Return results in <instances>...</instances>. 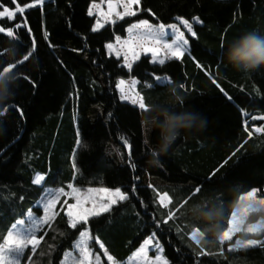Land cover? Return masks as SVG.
Masks as SVG:
<instances>
[{
	"label": "trees",
	"instance_id": "obj_1",
	"mask_svg": "<svg viewBox=\"0 0 264 264\" xmlns=\"http://www.w3.org/2000/svg\"><path fill=\"white\" fill-rule=\"evenodd\" d=\"M92 1L45 0L43 4L56 11L51 28L53 40L69 44L71 50L79 54L86 65L74 64L68 78L69 93L72 95L67 97L59 112L45 114L41 123L35 122V114L42 95L41 90L49 80L52 66L44 55L35 24L36 16L31 13V9L27 10V20L33 31L29 34L26 28L17 30V43L14 44L13 38L7 37L6 34H0V54L5 66L6 63H15L16 60L22 59V56L31 50L32 38L35 37L38 47L34 57L18 66L17 75L30 74L43 81L38 95L31 96L25 89L17 95V100L27 106L26 120L14 109L4 116L8 104L13 102L11 94L0 103L3 105L0 107V122L4 124V127L0 128V150H6L5 164L0 171V243L3 242V236L14 219L20 218L21 213L26 212L29 207L35 208L46 187H63L67 191L69 184L81 185L79 179H88L90 172L89 167L85 166L86 162L94 159L97 153L102 156L108 144L120 148L124 160L127 161L130 149L121 139L123 136L129 140L133 159L137 161L138 167L132 170L129 164L122 163L101 171L99 179L102 186L110 189L120 187L128 197L112 206L114 212L102 214L105 217L103 228L97 226V218L89 217L92 235L99 236L108 254L112 255L118 264H126L127 258L153 232H156L155 240L163 246L162 255L169 260V264H181L182 260L183 264H194L196 254L201 250L205 251L202 258L205 264H221L225 256L219 250V240L215 245L201 249L187 235L197 225L182 215V211L194 201L215 195L222 204L230 208L224 221L226 224L227 219L231 217V211L245 191L257 187L258 194L264 193V185H261L264 184L261 183L264 180V149L260 147L264 144V135L254 133L252 137L248 136V131L254 132V125L264 124V120L251 119L252 116L264 115V66L249 73H241L233 69L225 59L226 49L234 38L250 31L264 34V0H248L243 14L238 10L240 16L234 19L229 18L225 11L210 9L205 3L194 2L189 12L173 8H158L155 12L153 9L149 11L151 0H139V6L134 8L135 16H111V22L95 31L93 25L96 17L89 15ZM207 1L213 5L227 6L228 10L233 12L237 9L235 5L241 0ZM30 2L31 0H20L21 4ZM0 5L14 7L12 0H0ZM43 16L41 11L37 12V17L43 19ZM177 16H184L189 21L193 16L200 18L199 21L193 22L197 36L187 35L189 45L182 57L171 58L161 64L152 62L148 55H141L130 71L122 64L120 58L107 52L105 45L112 43L116 36L124 37L128 24L137 19L170 24L176 22ZM20 19L22 17L18 16L17 20ZM13 23L6 19L0 20V24L6 27ZM13 47L17 48L15 55L5 51ZM193 56L196 59H193ZM197 60L204 66L198 67ZM125 78L136 79V89L148 104L153 100L163 99L169 95V90L174 88L185 99L184 105H175L177 110L192 109L199 112L233 104L241 115L233 112L220 116L219 122L225 128V136L222 139L205 131L178 137L170 151L160 157V160H169L178 172L168 173L157 167H147L145 160L152 148L144 152L137 147L135 137L129 131L131 125L139 124L145 113L137 106L119 101L116 90L117 81ZM157 78L164 80L158 81ZM20 83L26 86L27 82L21 80ZM149 84L153 87H148ZM180 84L185 87L180 88ZM220 88L233 99L228 101ZM79 100L85 104L92 102L99 105L107 126L105 140L88 153L86 152L91 143L87 136L81 137V145L76 144V106ZM133 108L136 111H132ZM241 108L250 113L247 125L244 123L245 116L240 111ZM109 112L113 115L109 116ZM84 144H87V147H83ZM238 150L247 153L243 158L244 162L228 171L227 179L205 184L199 194L193 195L195 185L202 182L205 176ZM250 169L260 176L248 174L247 170ZM224 171L222 168L221 172ZM37 173L46 176V181L41 185L33 183ZM145 175L158 179L160 184L149 187L143 182ZM133 185L136 186L135 191ZM163 192H167L171 197L167 207L159 203V196ZM20 196L25 199L20 200ZM61 202L62 200H59L55 206L58 215L53 220L52 227L41 232V235L46 233L45 241L41 242L34 264H60L64 252L70 251L73 242L79 238L78 232L67 225L65 206ZM169 211L172 216L165 223ZM40 212L39 207L38 214ZM108 218L112 220L111 224H108ZM156 221H160L161 225L158 226ZM61 232L66 235H60ZM236 236L264 241V233ZM232 242L234 243V238ZM89 243L101 251V248L95 245V240ZM53 244L56 250L50 252L49 246ZM102 252L104 253L103 249ZM208 252L216 255L208 256ZM227 264H264V244L228 252Z\"/></svg>",
	"mask_w": 264,
	"mask_h": 264
},
{
	"label": "snow or ice",
	"instance_id": "obj_2",
	"mask_svg": "<svg viewBox=\"0 0 264 264\" xmlns=\"http://www.w3.org/2000/svg\"><path fill=\"white\" fill-rule=\"evenodd\" d=\"M45 3V0H31L30 3H20V0H12L14 7H9L7 5H0L2 10H0V20H9L14 22L11 26H3L0 24V34H6L7 37L13 38V43L19 41V35L17 30L21 28H26V31L31 34L32 28L28 23L26 12L28 9L33 6H42ZM108 3V13H105V19L109 17V13L115 11L113 0H107ZM139 3V0H123V12H115L117 17H132L136 15V12L132 10V5ZM93 5L89 6V15H92ZM150 11V9H149ZM153 15H155L153 13ZM21 16L22 19L19 21L17 17ZM176 19L179 23H151L148 19H137L134 23L128 24L127 31L128 36L121 41L120 36H116V41L119 43V47L109 42L105 47L109 50V53L115 52V55L119 57L121 53L124 56V65L131 71L133 68L132 61L139 59V53L149 52L152 54L153 59H157L158 53H171V56L174 58L182 57L188 49L189 39L185 35V29L187 33H190L192 37L197 36V32L194 31L193 22L199 21V17L193 16L192 21L190 22L184 16H177ZM102 27L101 21L97 19L96 23L93 25V31ZM171 30L170 34L166 30ZM169 35L171 39H169ZM44 40L48 42L49 47L54 48L55 45L52 44L50 39V34L48 32L44 33ZM37 42L35 37L32 38L31 50L27 51L25 55L22 56V59L16 60L15 63H6L2 59V54H0V95L8 96L12 95L13 102L8 104V109L4 112V116L8 115L9 110H16L18 115L25 119L27 118V106L17 100V95L21 92L22 89H25L31 96H36L39 94L42 80H37V78L30 74H20L17 75L18 66L24 62L33 59L34 54L37 50ZM223 47V46H221ZM76 51H82V49H75ZM10 55H15L17 53V48L13 47L5 50ZM131 54V55H129ZM196 59L195 56L192 57ZM59 59V58H58ZM222 61V57H221ZM60 64H64L65 61L60 59ZM165 61L160 60V63L163 64ZM198 67H203L204 65L197 60ZM159 79V78H157ZM26 81V86L21 84L20 81ZM125 81L119 79L116 88L120 90L119 101L128 102L132 106L138 105V109L142 110L145 114L149 112V104L146 102L145 97L140 94V92H135L130 94L124 89ZM136 84V80L133 78L132 85ZM15 85V87L13 86ZM148 87H153L152 84H149ZM180 88H184V84L179 85ZM220 91L224 93V96L228 101L233 99L232 96L228 95L223 88H220ZM69 95H72L69 93ZM185 104L184 97L179 101L176 107H180ZM3 107V105H0ZM132 111H136L135 108ZM240 111L245 116L244 123L248 124L249 112L245 111L243 108ZM109 116H112L113 113L109 112ZM252 120H264V115L259 117L252 116ZM4 127L3 122H0V128ZM253 131H248V136L252 137L254 133H259L264 135V124L259 126H253ZM86 132H82L78 127L76 130V144L81 145V137L86 136ZM125 145L129 146L128 158L127 161L124 160V157L121 156V163H127L130 165L132 170L137 169V161L133 159V152L131 151V145L129 140L121 137ZM145 145L148 144L147 140L143 141ZM87 147V144L82 145ZM264 149V144L260 146ZM75 149L73 150L75 154ZM5 154L6 150H0V171H2L5 164ZM246 152H240L239 150L232 154V157L225 159L222 164L210 172L207 176L204 177L202 182H199L195 185L192 190L193 195L199 194L205 184H211L216 182V180H225L227 179L228 171L232 170L235 167H238L244 162V156ZM10 159V158H9ZM75 159V156H74ZM103 163H110L109 160L102 158L100 153H97L96 157L90 161L86 162V167L89 168H98L103 165ZM163 167V165H161ZM73 167H76V163H73ZM225 169L224 172H221V169ZM139 179V177H137ZM46 181V176L40 173H37L34 180V184L41 185L42 182ZM71 188L70 192H65L63 187L56 189L55 193L50 195V197L44 201H37L36 206L29 207L26 212L21 213V217L14 219L11 223L10 228L7 230L5 236H3V242L0 243V264H34L35 256L38 253V249L41 246V242L45 241V235H41L45 229H50L52 227L53 220L56 218L58 213L51 211L56 205L57 201L60 200L61 196H71L75 197V203H68L67 200L64 203L67 205V225L71 229H74L79 234V239L74 241V247L71 252H64V256L68 257L69 255H74L79 252V255L76 257L78 264H88L89 257L92 254V248L88 244V241L95 240L99 244V247L104 250V255L107 256L109 262L114 261V257L108 254V250L105 247V244L100 240L99 236L92 235L91 221L89 217H95L97 226L103 228L105 217L102 214H108L114 212L113 205L117 204L118 201L126 200L128 194L122 192L120 187H116L114 191L108 188L103 189H89L88 191L97 192L103 191L105 193H111L109 197V202L101 203L100 205H94L92 208H82L81 190L77 187H73L71 184L68 185ZM151 187V185H149ZM136 190V186L133 185V191ZM47 191V189H45ZM257 187H251L249 191H245L243 195L240 196V205L231 213V217L227 219L226 224L223 223L220 225L219 232V250L225 256V260L221 261V264H227V254L228 252L237 250V249H247L252 245H261L264 244V241L261 239H252L245 237L244 239H235L233 243V238L237 233H264V223H249L245 226V220L248 217L249 213L260 212L264 213V193L257 195ZM113 197H118L114 199ZM191 197H189L190 199ZM20 200H24V196L19 197ZM171 202V197L167 192H163L160 195L159 203L165 207ZM42 203L43 215L38 214V209ZM147 207V205H145ZM172 216L171 211H169L168 216L165 218V223H167L168 218ZM108 224L112 223V220L108 218ZM157 225L160 226L161 222L156 221ZM179 231V229H178ZM60 235H66V233L61 232ZM156 232H153L151 236L146 238L140 247L137 249V253L141 254L145 259V264H169V260L165 256L159 254L164 251L163 246L157 241L153 244V240L156 238ZM191 239L198 245L201 249H204V246H200L203 241V233H201L199 227H195L191 232L187 233ZM152 245L157 251V255L154 260L148 257V249L146 246ZM56 250V246L50 245L49 251L53 252ZM179 249H177V252ZM195 251V250H193ZM43 255V253H40ZM197 258L194 261V264H205L202 259L205 256V251L201 250L197 254ZM208 256H214L215 253L208 252ZM82 257V258H81ZM97 264H100L101 257L99 254L95 255ZM60 264H64V261L61 260ZM183 264V260L181 261Z\"/></svg>",
	"mask_w": 264,
	"mask_h": 264
},
{
	"label": "rangeland",
	"instance_id": "obj_3",
	"mask_svg": "<svg viewBox=\"0 0 264 264\" xmlns=\"http://www.w3.org/2000/svg\"><path fill=\"white\" fill-rule=\"evenodd\" d=\"M152 3L150 4V10L151 11H158V8H173V9H181L185 10V12H189L190 7L193 5V3H205L210 9H214L217 11H225L229 18H237L240 15L238 14V10L241 11L240 14H243L248 0H241L235 5V8H237L235 11H229L227 6L223 5H213L210 4L207 0H151ZM90 5H93L92 9V15L99 19L101 21L102 26L104 24H107L111 21V16H116L115 12H123V0H113V5L115 11L112 13H109V17L106 20L104 14L108 13V3L107 0H93ZM139 3L132 5V10L134 11L135 7H138ZM31 9V13L36 16L35 18V24L37 27V31L40 37L41 45L43 47L44 55L47 58V60L51 63L52 66V73L49 77V80L47 84L43 87L41 90V98L39 101V106L37 107L36 114H35V122L41 123L42 117L47 113H57L60 111L63 103L66 101L67 97L69 96V85H68V78L72 72L74 64L77 65H86V62L82 60L79 56V54H76L73 52L67 43H61L53 40L51 37V28L52 23L56 14V11L51 9L49 6H33ZM153 9V10H152ZM41 11L43 13V19H40L37 17V12ZM121 18V17H119ZM190 22H193L192 20ZM96 23V22H95ZM175 23H179V21L176 19ZM99 29V28H98ZM181 30L185 31V35H191L190 33H187V31L183 28ZM169 34L171 30H166ZM48 32L50 34V39L52 44L55 45L54 48L49 47L48 42L44 40V33ZM128 36V31L126 28V34L124 37H121V41L125 39ZM171 39V36L168 37ZM114 45L119 47V43L116 41V39L112 42ZM107 49V48H106ZM107 52L109 53V50L107 49ZM110 54V53H109ZM111 55L117 57L115 55V52H112ZM131 55V54H129ZM141 55H148L150 57V60L152 62H160L161 59L168 60L171 58H174L171 56V53H158L157 59H153V56L149 52H140L139 57ZM59 58V59H58ZM117 58H120L122 60V64L124 65V56L123 53ZM62 59L65 61L64 64H60L59 60ZM136 60L132 61L134 63ZM125 66V65H124ZM126 67V66H125ZM127 68V67H126ZM94 74V72H93ZM125 81L124 89L126 92H129L130 94H134L135 92H138L136 89L137 81L135 85H132L133 78H125L123 79ZM136 80V79H135ZM158 81H163L164 78L157 79ZM118 82V81H117ZM118 97L120 95V90L117 89ZM130 103V101H128ZM138 107V105H136ZM233 112H237L238 115H241L237 110L236 107L233 104L228 105H222L213 107L209 110L199 111L198 113L202 114L204 117L208 120L207 129L205 130L206 133L218 138L222 139L223 136H225V128L224 126L219 122V118L221 115H229ZM76 126L79 127L82 132H86V136L88 138V141L91 143L90 149L87 150L86 153L90 152L91 149H93L97 144L101 143L105 138L107 137V126L105 121L102 118V110L101 107L94 103L85 104L81 100L78 101L76 106ZM129 131L132 132V134L135 137V144L137 147L141 148L144 152H147L149 149L152 148V146L156 143L157 140V131L152 130L147 134L148 137V144L145 145L143 141L146 138L145 133V126H144V120L142 119L139 124L137 125H131L129 127ZM121 156L124 157L123 151L114 146L113 144H108L106 152L102 155V158H105L110 161V163H103L101 167L98 168H89L90 177L88 179H79L78 181L82 183L81 185H74L71 184L73 187H77L81 190L82 193V208H92L94 205H100L101 203H107L109 202V197L111 193H105L103 191H97V192H89V189H103L106 188L100 184V173L103 169L109 168L112 166H117L122 164L121 163ZM163 165V167L161 166ZM157 168H160L162 170L167 171L168 173H172L176 171L177 169L172 165V163L167 159H161L160 166H156ZM247 173L256 177H259L260 174L256 173V171L250 169L247 170ZM143 182L147 185H157L160 184V181L156 178H150L147 175L143 177ZM264 183V180L261 182ZM264 185V184H261ZM47 189V191H45ZM43 190V193L38 201H44L50 197V195L54 194L56 189L46 187ZM110 189V188H108ZM114 191V189H111ZM71 188H69L65 192H70ZM249 191V190H248ZM243 195V194H242ZM257 195H259L257 193ZM114 199H118V197H113ZM160 198V196H159ZM60 200H62V205L65 206V214L67 215V205L64 203L65 200H67L68 203H75V197L71 196H64L62 195ZM69 200V201H68ZM59 201V200H58ZM57 201V202H58ZM240 199L238 200V203L234 210L240 205ZM41 212L39 215H43L42 210V203L40 205ZM55 212V207L51 210ZM261 222L264 223V216L261 215L260 212L255 213H249L248 217L245 220V226L249 223H257ZM261 232L257 233H237V234H244V235H251V234H259ZM236 234V235H237ZM245 236H234V242L235 239H244ZM252 238V237H247ZM79 239V238H78ZM254 239V238H252ZM90 241H88V244ZM157 241L153 240V244H155ZM96 246L99 247V244L96 243ZM92 248V254L89 257L88 264H97L95 255L99 254L101 257L100 264H113V262H109L107 260V256L104 255V253L99 251L95 248V246L90 245ZM74 247V245H73ZM140 247V246H139ZM148 249V257H150L152 260H154L155 256L158 254L155 248L152 245L146 246ZM72 250V249H71ZM68 251V252H71ZM162 255V253H159ZM79 255V252L77 250V253L74 255H69L68 257H63L64 264H78V261L76 257ZM82 258V257H81ZM115 264H118V261L114 260ZM126 264H145L144 257L137 253V249L127 258Z\"/></svg>",
	"mask_w": 264,
	"mask_h": 264
},
{
	"label": "clouds",
	"instance_id": "obj_4",
	"mask_svg": "<svg viewBox=\"0 0 264 264\" xmlns=\"http://www.w3.org/2000/svg\"><path fill=\"white\" fill-rule=\"evenodd\" d=\"M225 59L233 69L241 73H249L264 66V34L250 31L234 38L226 49ZM7 98L8 96L0 95V103ZM182 98L173 88L163 99L149 102V112L143 117L145 139L149 142L147 134L156 130L157 140L145 160L147 167L160 166V157L170 151L178 137L207 129L208 120L202 114L192 109L175 108ZM229 211L230 208L222 204L215 195H208L186 206L182 215L203 233L200 246L211 247L217 243L220 225L224 223Z\"/></svg>",
	"mask_w": 264,
	"mask_h": 264
},
{
	"label": "crops",
	"instance_id": "obj_5",
	"mask_svg": "<svg viewBox=\"0 0 264 264\" xmlns=\"http://www.w3.org/2000/svg\"><path fill=\"white\" fill-rule=\"evenodd\" d=\"M111 22V21H110ZM197 22V21H196ZM109 23V22H108ZM191 36V35H190ZM116 39V38H115ZM177 172H178V170H176ZM176 171H174V172H176Z\"/></svg>",
	"mask_w": 264,
	"mask_h": 264
}]
</instances>
